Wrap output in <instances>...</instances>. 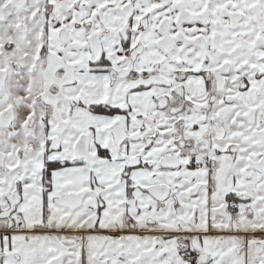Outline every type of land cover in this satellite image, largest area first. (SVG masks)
Listing matches in <instances>:
<instances>
[{
    "label": "snow or ice",
    "instance_id": "snow-or-ice-1",
    "mask_svg": "<svg viewBox=\"0 0 264 264\" xmlns=\"http://www.w3.org/2000/svg\"><path fill=\"white\" fill-rule=\"evenodd\" d=\"M0 264H264V0H0Z\"/></svg>",
    "mask_w": 264,
    "mask_h": 264
}]
</instances>
